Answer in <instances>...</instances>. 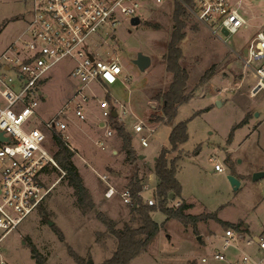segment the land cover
I'll return each mask as SVG.
<instances>
[{"label": "rangeland", "instance_id": "obj_1", "mask_svg": "<svg viewBox=\"0 0 264 264\" xmlns=\"http://www.w3.org/2000/svg\"><path fill=\"white\" fill-rule=\"evenodd\" d=\"M176 1L147 4L140 25L133 27L130 19H125L116 28L115 38L108 43L119 54L123 68L120 81L105 87L93 85L87 91L89 95L94 92L97 98L90 97L84 107V121L69 112L64 136L77 149L72 161L89 190L94 208L88 212L79 208L65 177L60 179L61 173L51 170L43 178L46 188L57 183L41 207L3 239L0 263L79 264L76 259H80V264L90 261L104 264L109 261L117 250V238L107 231L99 216L113 219L117 230L139 227V217L120 196L105 198L107 186L99 175H108L119 193L138 177L144 184L142 194L146 205V200L156 197L158 183L150 169H154L155 159L162 150L171 151V130L182 122L187 123V140L168 156L169 160L177 158L176 177L182 185V194L167 205L179 208L185 200L192 204L186 214L214 213L223 222L247 224V233L264 234V91L251 98L255 79L241 59L259 31L258 25L264 22V0H242L248 26L229 38L221 35L230 47L189 13L187 36L181 48L182 65L189 74L185 95L190 100L178 105L175 117L168 122L162 110L163 100L153 97L165 93L174 78L164 56L174 29ZM236 1L239 0H231ZM30 8L27 0H0V52L23 32L31 18ZM109 35L112 33L103 37L108 39ZM139 53L152 60L144 72L134 64ZM69 69L70 61L65 60L50 71V79L42 87L44 100L37 109L39 117L33 120V126L42 128L73 96L78 83L68 76ZM103 100L109 101L110 109L119 116L117 124L132 137L138 157L133 163L124 159L122 139L113 128L116 123L111 120L109 126L106 123L101 127L104 118L99 103ZM138 121L147 126L142 133L133 131ZM107 128L112 131L110 138H106ZM143 136L148 147L141 145ZM98 140L105 143L104 150L96 145ZM56 147L50 149L57 153ZM112 151H117V157L112 158ZM213 155L223 172H217L215 163L210 162ZM255 174L262 177L254 180ZM229 176L240 181L238 190H234ZM151 216L163 228L147 252L130 264H202L203 257L222 249L219 237L228 227L218 219L185 226L177 220L168 221L160 210ZM225 253L231 258L237 252L226 250ZM209 264L228 263L212 260Z\"/></svg>", "mask_w": 264, "mask_h": 264}, {"label": "built area", "instance_id": "obj_2", "mask_svg": "<svg viewBox=\"0 0 264 264\" xmlns=\"http://www.w3.org/2000/svg\"><path fill=\"white\" fill-rule=\"evenodd\" d=\"M27 1L31 5V18L13 44L0 52V244L40 207L57 183L46 188L43 178L51 170L59 171L60 179L66 176L50 147L56 146L54 135L57 134L61 135L69 150L75 152L64 136V131L68 129L69 112L84 121V107L90 97L97 98L94 92L89 95L87 91L93 85L105 87L120 81L123 68L119 54L108 43L115 38L113 33L116 28L125 19H141L143 7L147 4H162L165 0ZM177 1L227 47L230 45L228 40L222 39L223 31L228 32L229 38L248 26L242 0L236 3L231 0H191V4ZM258 30L245 49L247 53L241 57L245 69L255 79L250 90L251 97L264 91V22L258 25ZM110 32L112 35L105 39L103 35ZM65 60L71 64L68 76L78 83L75 92L54 119L44 122L42 128L35 127L33 120L39 117L37 109L40 101L44 100L42 87L50 79V71ZM99 106L103 124L108 125L115 111L110 109L108 100L101 101ZM145 128L147 126L141 121L133 125L135 133H142ZM106 137H112L108 128ZM96 145L105 149L101 140ZM141 145H149L144 136ZM209 160L215 163L217 172L224 171L215 155ZM99 178L107 186L105 198L120 196L125 205H134L129 188L119 193L108 175H99ZM142 193L137 196L143 199ZM146 205L158 206L157 198L146 200ZM219 239L222 249L203 257L202 264H209L212 260L228 264H264L263 233L250 234L243 228H228ZM226 250L237 253L228 258Z\"/></svg>", "mask_w": 264, "mask_h": 264}, {"label": "trees", "instance_id": "obj_3", "mask_svg": "<svg viewBox=\"0 0 264 264\" xmlns=\"http://www.w3.org/2000/svg\"><path fill=\"white\" fill-rule=\"evenodd\" d=\"M187 4H191V0H184ZM191 15L184 5L179 1H176L175 13H174V29L171 33L169 43L167 45V52L164 56V61L167 64V69L174 75L173 82L169 89L165 93H159L154 100H163L162 110L167 121H171L177 112L178 105L189 101L190 99L185 95V89L187 81L189 80V74L186 68L182 65L183 51L181 43L186 39L185 28L188 25V21ZM117 117L111 116L116 124H113V128L117 131L119 137L122 139L121 151L125 155V160L128 163H133L138 159L135 151L132 147V137L125 131V129L117 124ZM154 121V120H152ZM247 121V120H246ZM55 144L57 146L56 159L60 167L66 171L65 180L68 185L74 191V196L77 199L79 208L85 212L91 211L94 205L91 201L89 190L84 184L77 166L72 161L74 152L70 151L63 141L61 135H54ZM187 140V123L182 122L173 127L170 134V144L172 146L171 151H176L182 143ZM169 150H162L155 162L154 173L158 178V185L156 188V198L158 200V206L149 207L143 204V199L138 197L137 194L143 191L144 184L137 177L135 182L129 184V189L133 194L134 205L131 210L137 213L139 219V227L133 228L126 226L124 230H117L116 223L113 219L107 218L103 215L99 216V219L103 225L107 228L110 234L115 235L117 238V250L113 257L104 264H130L135 258L147 252L148 247L155 240L163 224L155 222L151 216V213L160 210L167 217V220H177L183 225L196 224L201 221L217 220L216 214H206L205 216H195L186 214L185 212L192 208V205L182 202L179 208L169 207L167 203L170 201V195L173 194L175 199L181 197L182 185L176 177L177 163L176 159L169 160ZM41 207V206H40ZM39 207V208H40ZM46 213V212H45ZM219 221L223 226L233 229L243 228L248 230V226L245 223L238 225L231 224L229 222ZM34 251V250H32ZM78 258V257H76ZM80 264V259H76ZM89 264H93L91 261Z\"/></svg>", "mask_w": 264, "mask_h": 264}, {"label": "water", "instance_id": "obj_4", "mask_svg": "<svg viewBox=\"0 0 264 264\" xmlns=\"http://www.w3.org/2000/svg\"><path fill=\"white\" fill-rule=\"evenodd\" d=\"M131 24L133 27H136L138 25L141 24V19L140 18H133L132 21H131ZM223 34L224 36H228V32L227 31H223ZM244 53L246 54L247 53V50L244 51ZM151 63H152V60L151 58L148 56V55H145L143 53H139L136 60H134V64L138 66V68L141 70V71H146L150 66H151ZM218 105H220L221 103L218 101L217 102ZM113 116L114 117H117L118 114L116 112L113 113ZM256 116H259V114H257ZM101 126H104V124L102 123ZM262 175L261 174H255L254 176V180H257L259 178H261ZM231 185L233 186L234 190H238L240 188V181L238 179H236L235 177L233 176H229L228 177ZM175 197L173 194L170 195V200H174Z\"/></svg>", "mask_w": 264, "mask_h": 264}, {"label": "crops", "instance_id": "obj_5", "mask_svg": "<svg viewBox=\"0 0 264 264\" xmlns=\"http://www.w3.org/2000/svg\"><path fill=\"white\" fill-rule=\"evenodd\" d=\"M68 74V73H67ZM255 81V80H254ZM95 86H97V85H95ZM223 92V91H222ZM221 92V93H222ZM251 98H257V96L256 97H251ZM102 124V123H101ZM101 127H103V126H101ZM107 138V137H106ZM96 143V142H95ZM72 144V143H71ZM74 147V146H73ZM100 148V147H99ZM74 149H76V147H74ZM101 149V148H100ZM77 150V149H76ZM103 150V149H102ZM136 153V152H135ZM124 154V153H123ZM112 155H113V157L112 158H114V157H117V151H112ZM137 155V154H136ZM124 157H125V155H124ZM125 159V158H124ZM156 160V159H155ZM145 162V161H144ZM154 167V166H153ZM150 170H153L152 168L150 169ZM152 176H155L156 178H157V176H156V174L155 173H152ZM158 179V178H157ZM151 180V179H150ZM157 185H158V183H157ZM157 187V186H156ZM182 201V200H181ZM183 201H185V200H183ZM187 204H189L187 201H185ZM190 205H192V204H190ZM220 220H222V219H220ZM223 221V220H222ZM224 222H226V221H224ZM245 225H247V224H245ZM248 226V225H247ZM247 228H249V226L247 227ZM248 231H249V229H248ZM250 234H255V233H251V232H249Z\"/></svg>", "mask_w": 264, "mask_h": 264}]
</instances>
